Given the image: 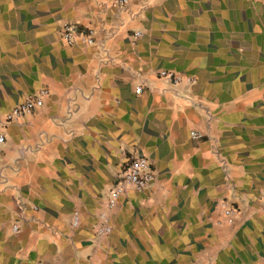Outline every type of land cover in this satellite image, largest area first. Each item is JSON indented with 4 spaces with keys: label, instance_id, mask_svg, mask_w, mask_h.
<instances>
[{
    "label": "crops",
    "instance_id": "crops-1",
    "mask_svg": "<svg viewBox=\"0 0 264 264\" xmlns=\"http://www.w3.org/2000/svg\"><path fill=\"white\" fill-rule=\"evenodd\" d=\"M0 133V264H264V0H0ZM139 155L154 180L108 208Z\"/></svg>",
    "mask_w": 264,
    "mask_h": 264
},
{
    "label": "built area",
    "instance_id": "built-area-1",
    "mask_svg": "<svg viewBox=\"0 0 264 264\" xmlns=\"http://www.w3.org/2000/svg\"><path fill=\"white\" fill-rule=\"evenodd\" d=\"M113 3L119 6H125L128 4V0H112ZM61 37L64 42L68 45L72 44H82V45H94V34L91 29H80L79 26L72 21H65L60 26ZM135 36L139 35V32H134ZM158 75L171 83H178L182 76L179 72L173 70L161 69L158 71ZM191 79H188L190 82ZM137 93L142 91L140 86L135 88ZM47 93L46 90H41L39 94L32 95L26 98L24 101L16 104L11 108L5 116V123L14 122L23 117L26 113L31 112L43 105L42 97ZM193 137H198L199 135L192 132ZM5 136L0 133V145L4 142ZM155 178V172L152 168L149 158L145 155L133 156L131 157L123 170L117 174L115 182L112 184L111 190L106 197V204L108 208L114 206L115 202L118 200L121 194L127 188H132L137 191H142L149 187ZM219 210L225 221L231 224L237 214V208L230 205L226 201L222 200L219 206ZM99 223L96 225V234L98 236H103L107 234L111 229V224L109 222L108 216L104 212H100L98 215ZM79 223V216L74 213L72 216V225H77ZM12 229L16 231L18 226L14 224Z\"/></svg>",
    "mask_w": 264,
    "mask_h": 264
},
{
    "label": "rangeland",
    "instance_id": "rangeland-1",
    "mask_svg": "<svg viewBox=\"0 0 264 264\" xmlns=\"http://www.w3.org/2000/svg\"><path fill=\"white\" fill-rule=\"evenodd\" d=\"M110 190H111V188L108 190L106 197L108 196V194H109Z\"/></svg>",
    "mask_w": 264,
    "mask_h": 264
}]
</instances>
